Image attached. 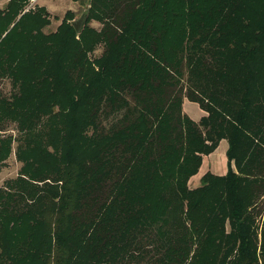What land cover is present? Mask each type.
Segmentation results:
<instances>
[{"label": "trees", "instance_id": "1", "mask_svg": "<svg viewBox=\"0 0 264 264\" xmlns=\"http://www.w3.org/2000/svg\"><path fill=\"white\" fill-rule=\"evenodd\" d=\"M29 1L0 8V129L19 131L0 135V167L14 140L22 163L0 185V264H204L223 248L237 257L221 264H264V0H88L100 29L48 34ZM220 139L227 173L188 187Z\"/></svg>", "mask_w": 264, "mask_h": 264}, {"label": "rangeland", "instance_id": "2", "mask_svg": "<svg viewBox=\"0 0 264 264\" xmlns=\"http://www.w3.org/2000/svg\"><path fill=\"white\" fill-rule=\"evenodd\" d=\"M8 0H0V8H4ZM88 0H30L22 10V13L29 10V9H35L36 7L43 6L46 11V17L48 19V23L43 27L42 32L44 34H48L50 32L57 31V28L61 26L62 24L71 25L72 21H77L78 19H82L79 28L82 30L84 26H90L95 29H100L102 26L101 21L97 20L96 16L93 15L92 11H90L87 14V21L83 22L84 19V12L88 7ZM93 10V9H92ZM94 11V10H93ZM19 15L16 17V19L11 23L9 28L3 33L2 36H4L15 24V21L18 19ZM85 19V20H86ZM3 23H0V29H2ZM79 30V31H80ZM78 38V35L75 37ZM79 39V38H78ZM103 50V44H98L96 49L94 51H87L86 56L88 59L93 60L94 58L98 57ZM13 90L11 81L8 77H0V94L2 96L8 97L11 91ZM187 98L183 97V102ZM187 101V100H186ZM190 101V100H189ZM183 102H182V111L185 115H187L190 118V114L188 111L183 110ZM195 103L196 107L198 103ZM199 107V105H198ZM200 108V107H199ZM201 109V108H200ZM189 111L190 110L189 108ZM204 115L207 114V112H203ZM192 116V114H191ZM199 121V120H198ZM12 134V136H18L19 131L17 130L15 123H8L4 129H0V135H9ZM21 135V134H20ZM209 143V142H208ZM17 142L14 140L12 144L13 151L10 153L9 157L5 160V162L0 167V185L4 183L6 179L12 178L16 176V174L19 171V168L21 166V161H19L14 153V150L16 149ZM227 140L226 139H220L218 140L214 145L213 148L202 155L201 157V163L198 167V170L195 174L191 175L188 179V187L194 188L197 187L200 183L201 177L208 173L210 178H208V183L211 186L214 182L213 180L217 177V175H224L227 173ZM233 159L231 161V168L236 173L237 167ZM201 173V176L199 179H197V182L194 181V176L199 175ZM216 184L215 190H220L218 193V202L224 206H227V191L226 189V183L222 182L220 184ZM246 193L245 191L241 190L240 193ZM251 213L253 216V220L251 222L252 231L254 233V237L252 236V242L255 245V252L259 254L260 251V245L262 242V228H264V193H262L256 200V203L253 204L251 207ZM45 214H43L44 217ZM200 219V218H199ZM224 233H229L230 231V223L228 218L224 219ZM220 254V255H219ZM237 257V252H233L232 250L227 249H221L220 253L214 256L213 259H211L208 263L204 262V264H221V260L223 262H228L229 259H234ZM259 264H262L261 255L258 258ZM229 264V263H227Z\"/></svg>", "mask_w": 264, "mask_h": 264}, {"label": "crops", "instance_id": "3", "mask_svg": "<svg viewBox=\"0 0 264 264\" xmlns=\"http://www.w3.org/2000/svg\"><path fill=\"white\" fill-rule=\"evenodd\" d=\"M186 100H184V102H183V110L188 111L189 114L191 112L192 116L190 114V118L195 120V121H198L204 115V113H203L204 111L202 109H200L198 107V105L196 107L195 103H192V101H189L188 99H186ZM189 108L192 111H189ZM200 176H201V173L199 175L194 176L193 177L194 181L197 182V179H199Z\"/></svg>", "mask_w": 264, "mask_h": 264}, {"label": "water", "instance_id": "4", "mask_svg": "<svg viewBox=\"0 0 264 264\" xmlns=\"http://www.w3.org/2000/svg\"><path fill=\"white\" fill-rule=\"evenodd\" d=\"M83 16H84V15H83ZM81 21H82V19H81V18H80V19H78L77 21H74V26H75V28H76V29H78V28H79V25H80Z\"/></svg>", "mask_w": 264, "mask_h": 264}]
</instances>
